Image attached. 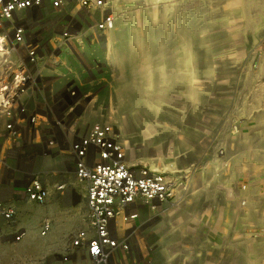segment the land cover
I'll return each instance as SVG.
<instances>
[{"label":"rangeland","instance_id":"1","mask_svg":"<svg viewBox=\"0 0 264 264\" xmlns=\"http://www.w3.org/2000/svg\"><path fill=\"white\" fill-rule=\"evenodd\" d=\"M109 1L111 120L134 157L184 183L176 200L188 219L176 264H264V166L252 169L264 157V57L255 56L264 0ZM17 206L16 228L27 234L1 248L0 264H60L82 211ZM226 218L232 228L221 243ZM166 261L160 253L152 264Z\"/></svg>","mask_w":264,"mask_h":264},{"label":"built area","instance_id":"2","mask_svg":"<svg viewBox=\"0 0 264 264\" xmlns=\"http://www.w3.org/2000/svg\"><path fill=\"white\" fill-rule=\"evenodd\" d=\"M114 20L109 0H0V257L27 234L16 228L17 202L45 204L78 184L83 224L60 264L162 255L164 220L184 183L133 158L111 120ZM50 228L45 220L41 234Z\"/></svg>","mask_w":264,"mask_h":264},{"label":"crops","instance_id":"3","mask_svg":"<svg viewBox=\"0 0 264 264\" xmlns=\"http://www.w3.org/2000/svg\"><path fill=\"white\" fill-rule=\"evenodd\" d=\"M112 33L113 32H111V34ZM127 146H128V144H127ZM130 152H131V156L134 158V149L131 148ZM148 153L150 155H157V154H160V151L156 152V151H153V149H149ZM255 163H257L256 159L253 160V162H252V166H253L252 169H254V170L256 168ZM257 164L259 165V168H258V170H259L263 165L260 163H257ZM46 203H47V207L49 208V210L51 212L57 211L59 203H64L65 205L72 204L73 206L78 207L77 210L79 211V213H80V211H82V213H83V214L80 213L79 220H81V218L84 216V213H85V199H84L83 191L81 190L80 187H76V190L73 192L66 191L65 193H59V192L53 190L50 192ZM80 205H81V207H79ZM167 212H168L167 217L169 219L164 221V227H165V229L169 228V230H167L165 232V236H164L165 241L163 242L164 247L161 251H162V256H164L167 260L166 264H176L177 263V260H176L177 256H179L181 254V251H182V253L184 252L183 243L185 241L182 240V237L183 238L185 237V236H183V233L185 231L184 227H185V224L187 223L188 214L183 208H181L180 205H175L174 208L169 209ZM252 218L255 220L257 218V216L256 217L252 216ZM258 220L263 222L264 219H263V217H260V218H258ZM82 221H83V218H82ZM230 224H231L230 220L226 218V224H225L226 227L221 228L222 234H221V236L218 237L222 241L221 243H223L225 241V237L227 234V228L231 227ZM217 229H214L213 231L216 232ZM60 237L61 236L58 237V235L53 236V239L56 240ZM15 244L16 243H5L3 246L6 247L8 245H15ZM3 246L1 248H4ZM181 247H182V249L180 250ZM209 250H210V248H208L206 251L209 253ZM222 257H224V256L221 255L220 258H222ZM0 263H1V261H0ZM221 264H234V263H232V262L230 263L229 261H226L223 259L221 261Z\"/></svg>","mask_w":264,"mask_h":264},{"label":"bare ground","instance_id":"4","mask_svg":"<svg viewBox=\"0 0 264 264\" xmlns=\"http://www.w3.org/2000/svg\"><path fill=\"white\" fill-rule=\"evenodd\" d=\"M138 22H139V24H141V26H142V19H141V15L139 14V19H138ZM115 24H116V21L114 20V23H113V26H112V28H111V30H110V32H109V35H108V37H109V40H110V33L115 29ZM230 29H233V27H230ZM264 39V38H263ZM260 45V44H259ZM110 46H111V44H110V41H109V51H108V53H109V55H110ZM257 52H258V47H257ZM259 53H255V56H257ZM187 55H189V54H187ZM259 56H261V58L262 57H264V55H259ZM195 94V93H194ZM128 147V146H127ZM154 151V150H153ZM135 158V157H134ZM264 157H260V158H257V163H260V164H262L263 166H264ZM257 163H255L254 165H255V170L257 171L258 170V168H259V165L257 164ZM167 173V172H166ZM169 177H170V174L168 175ZM179 200H177V201H175V203L172 205V206H170L169 208H174V206L175 205H177V202H178ZM239 207V206H238ZM239 209V211L241 212V208H238ZM178 212V211H177ZM239 212V213H240ZM164 213H166V212H164ZM163 213V214H164ZM242 213V212H241ZM254 217V216H253ZM167 220H168V217H167ZM164 221H166V219L164 220ZM263 222H264V220H263ZM166 232V231H165ZM249 249H253V246H251V248H249Z\"/></svg>","mask_w":264,"mask_h":264}]
</instances>
